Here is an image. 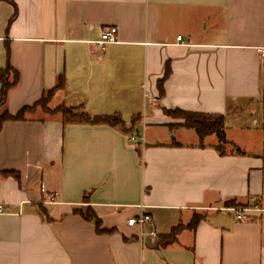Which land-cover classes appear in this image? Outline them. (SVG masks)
Returning a JSON list of instances; mask_svg holds the SVG:
<instances>
[{"label":"crops","instance_id":"obj_1","mask_svg":"<svg viewBox=\"0 0 264 264\" xmlns=\"http://www.w3.org/2000/svg\"><path fill=\"white\" fill-rule=\"evenodd\" d=\"M263 46L264 0H0V68L19 74L11 115L54 90L52 110L139 118L137 143L59 112L3 125L0 264H264V116L237 117L264 109ZM177 109L225 115L226 146L178 127L165 113ZM87 208L116 231L74 213ZM141 214L144 237L127 225Z\"/></svg>","mask_w":264,"mask_h":264},{"label":"trees","instance_id":"obj_2","mask_svg":"<svg viewBox=\"0 0 264 264\" xmlns=\"http://www.w3.org/2000/svg\"><path fill=\"white\" fill-rule=\"evenodd\" d=\"M171 70L169 65L166 68L164 78L159 81L158 89L160 92V96L164 95V82L170 76ZM19 82V74L11 67H7L5 69L0 68V132L2 130L3 125L6 122H21L26 120V114L32 113L36 111L37 108L41 107L43 110L47 103L50 102L51 97L54 93L50 91L48 94L44 95L43 98L37 102L32 107H24L22 108L18 114L11 115L6 108L7 95L9 91L14 88ZM62 87V84H59L57 88ZM262 105L264 107V90L262 92ZM59 112L62 114L63 122L65 125L67 124H88V125H106L115 129L120 130L121 132L128 134L129 136H133L136 130V123L139 118L136 117L133 120L131 127H128L123 119L119 115L114 116H90L89 114L81 111L80 107H67L60 106L54 113ZM50 113V112H49ZM165 113L176 119L181 121L178 127L185 128L187 130L194 131L199 137L200 141H203L208 136H216L218 145L217 148L222 150L226 144V133H225V124H226V116L218 115V114H203L198 112H187L182 110H173V111H165ZM86 198V197H85ZM74 213L81 216L84 220L91 222L94 224L96 232L98 234H112L116 231V229H103L102 221L94 212L93 209L87 208L85 210L75 209ZM202 220V216L196 215L193 217V220L188 225L189 228L194 229L198 223ZM183 228L179 226L171 232L170 235L163 237V241L168 243L173 241L176 237L178 231Z\"/></svg>","mask_w":264,"mask_h":264},{"label":"built area","instance_id":"obj_3","mask_svg":"<svg viewBox=\"0 0 264 264\" xmlns=\"http://www.w3.org/2000/svg\"><path fill=\"white\" fill-rule=\"evenodd\" d=\"M178 41L182 40V37H177ZM117 41V29L114 27L105 29L101 34V39L97 42V46L104 50L107 44L115 43ZM259 52L264 57V46L259 49ZM131 142L137 143L138 139L135 136L131 137ZM235 213V217L237 220L242 221L246 220L248 218V209L238 208V209H231ZM5 212V208L3 205L0 204V214ZM152 219L151 216L148 214H141L136 218H131L128 220L127 225L129 227H135L138 226L141 229V235L144 237L145 234L142 231L146 226H148L151 223ZM150 237H158V234L156 232L150 233Z\"/></svg>","mask_w":264,"mask_h":264},{"label":"rangeland","instance_id":"obj_4","mask_svg":"<svg viewBox=\"0 0 264 264\" xmlns=\"http://www.w3.org/2000/svg\"><path fill=\"white\" fill-rule=\"evenodd\" d=\"M50 103H47V106H45V109L43 110V108L39 107L36 109V112L31 115L32 117H44L45 113H49V114H54V110H52ZM262 106H257V104H251L249 105V107H242V109L240 110V112L238 113V119L239 120H243L245 125H250L251 126V121L250 118L253 117L255 115L256 119H259V121L261 122L262 117L264 116V109L261 108ZM254 114L253 116H251V114ZM30 114H27V116H29ZM237 120V118H235L234 120H232L233 122ZM250 123V124H249Z\"/></svg>","mask_w":264,"mask_h":264},{"label":"water","instance_id":"obj_5","mask_svg":"<svg viewBox=\"0 0 264 264\" xmlns=\"http://www.w3.org/2000/svg\"><path fill=\"white\" fill-rule=\"evenodd\" d=\"M145 244L150 247V248H157L158 246L161 245V242L160 241H156V242H153L151 241V238L150 237H147L145 239Z\"/></svg>","mask_w":264,"mask_h":264}]
</instances>
